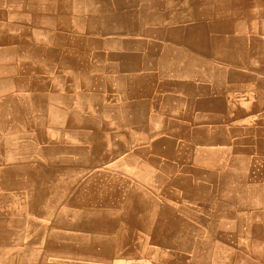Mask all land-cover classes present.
I'll use <instances>...</instances> for the list:
<instances>
[{"label": "rangeland", "instance_id": "rangeland-1", "mask_svg": "<svg viewBox=\"0 0 264 264\" xmlns=\"http://www.w3.org/2000/svg\"><path fill=\"white\" fill-rule=\"evenodd\" d=\"M0 264H264V0H0Z\"/></svg>", "mask_w": 264, "mask_h": 264}, {"label": "crops", "instance_id": "crops-1", "mask_svg": "<svg viewBox=\"0 0 264 264\" xmlns=\"http://www.w3.org/2000/svg\"><path fill=\"white\" fill-rule=\"evenodd\" d=\"M101 246H103V245H101ZM123 253V254H122ZM121 254H122V257H123V261H126L124 258H126V256H125V253H124V251L122 252Z\"/></svg>", "mask_w": 264, "mask_h": 264}]
</instances>
